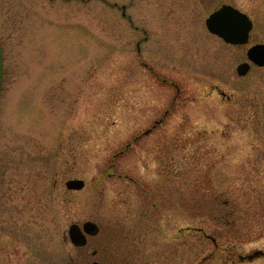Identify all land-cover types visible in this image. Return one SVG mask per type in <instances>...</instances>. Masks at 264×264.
<instances>
[{"label": "rangeland", "instance_id": "obj_1", "mask_svg": "<svg viewBox=\"0 0 264 264\" xmlns=\"http://www.w3.org/2000/svg\"><path fill=\"white\" fill-rule=\"evenodd\" d=\"M223 3L264 40V0H0V264H264V67Z\"/></svg>", "mask_w": 264, "mask_h": 264}, {"label": "water", "instance_id": "obj_2", "mask_svg": "<svg viewBox=\"0 0 264 264\" xmlns=\"http://www.w3.org/2000/svg\"><path fill=\"white\" fill-rule=\"evenodd\" d=\"M208 28L222 36L227 42L245 43L248 41L249 31L252 27V20L249 16L231 4H224L221 8L213 12L207 19ZM248 56L259 65H264V44H256L249 48ZM250 64L241 63L238 72L244 74L248 71ZM86 181L83 178H70L66 181L68 189L80 190L85 187ZM100 231V226L93 220H87L82 224L72 223L69 227V237L75 246H84L88 243L89 235H96ZM263 251H256L249 255L253 258ZM90 264H102L94 260Z\"/></svg>", "mask_w": 264, "mask_h": 264}, {"label": "flooded vegetation", "instance_id": "obj_3", "mask_svg": "<svg viewBox=\"0 0 264 264\" xmlns=\"http://www.w3.org/2000/svg\"><path fill=\"white\" fill-rule=\"evenodd\" d=\"M222 5H224V3L223 4H221L220 6H218L217 8H215L214 10H213V12L214 11H216L218 8H220ZM231 5H233L234 7H236V8H238V9H240L241 11H243L244 13H246L248 16H249V18L252 20V27H251V29H250V31H249V36H248V41L247 42H245V43H230V42H227L228 44H231V45H234V46H237V47H245L246 48V56H247V59H244V60H242L241 62H249L250 63V67H249V69H248V71H247V73L250 71V70H252V68L254 67V66H259L258 64H256L254 61H252V60H250L249 58H248V49L251 47V46H253V45H255V44H264V40H262V38H260L259 37V39L257 40V39H255V37H254V34H255V29H256V21H255V19L253 18V16L250 14V12H247V11H245V10H243V9H241L240 7H238L236 4H231ZM212 13V12H211ZM210 13V14H211ZM123 14L127 17V18H129L128 20L129 21H131L132 23H133V18H132V16H131V14H129V15H127V12H126V6H123ZM209 14V15H210ZM208 18V17H207ZM207 18H206V20H207ZM209 30V29H208ZM142 31H143V33H144V35L146 36V34H147V29H145L144 27L142 28ZM211 32V31H210ZM212 33V32H211ZM214 35H216V36H218V37H220V38H222L224 41H225V39L223 38V37H221L220 35H218V34H215V33H213ZM144 36V37H145ZM149 36V35H148ZM226 42V41H225ZM138 48H139V50L141 49V46H140V44H138ZM240 62V63H241ZM259 67H264V66H259ZM246 73V74H247ZM245 74V75H246ZM215 89L217 90V92L219 93V95L224 99V100H231L233 97H232V95L231 94H228V93H226V91L225 90H223L221 87H219V86H216L215 87ZM158 121H162V119H160V120H158ZM157 125V122L155 123V126Z\"/></svg>", "mask_w": 264, "mask_h": 264}]
</instances>
